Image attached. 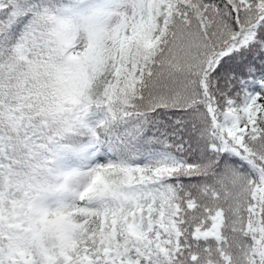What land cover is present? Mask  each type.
Here are the masks:
<instances>
[{"label":"snow or ice","instance_id":"obj_1","mask_svg":"<svg viewBox=\"0 0 264 264\" xmlns=\"http://www.w3.org/2000/svg\"><path fill=\"white\" fill-rule=\"evenodd\" d=\"M0 264H264V0H0Z\"/></svg>","mask_w":264,"mask_h":264}]
</instances>
